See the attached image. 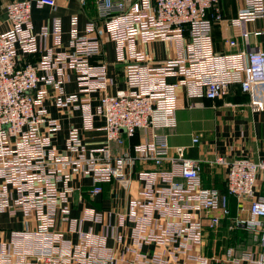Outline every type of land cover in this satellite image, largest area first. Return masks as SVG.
I'll list each match as a JSON object with an SVG mask.
<instances>
[{"label":"built area","instance_id":"built-area-1","mask_svg":"<svg viewBox=\"0 0 264 264\" xmlns=\"http://www.w3.org/2000/svg\"><path fill=\"white\" fill-rule=\"evenodd\" d=\"M220 1L94 0L97 17L82 32L77 18L70 19L68 50H61L60 19L35 32L31 1L5 6L9 28L0 30V214L22 216L25 228L0 243V264H264V196L256 194L258 177L264 180V159L217 157L210 162L225 169L226 192L221 194L202 187L199 160L159 134L176 127L180 91L189 100H215L236 85L252 110H264V50L249 48L250 36L264 38V0H243L230 20L221 16ZM35 4L54 9L56 0ZM211 9L214 14L208 16ZM260 20L261 29L247 30ZM213 25L234 28L248 51L215 53ZM99 26L114 43L116 62L124 64V88L113 95L107 65L92 62L102 52ZM237 39L225 45L233 48ZM154 42L173 44L174 56L155 63L144 51ZM33 56L36 60H29ZM72 75L76 89L67 93ZM47 100L61 112L80 116V128L69 129L63 152L53 144L61 126L49 116ZM96 119L103 123L99 129ZM96 130L104 140L90 147L81 133ZM139 131L142 141L113 154V145H124ZM137 164L153 169L135 173ZM74 176L91 179L92 197L102 193L104 184L129 192L133 177L139 189L123 211L86 207L71 218ZM230 198L236 202L235 216ZM59 221L76 235L75 242L57 229ZM223 223L227 235L221 237L219 253H206V235L216 236ZM237 229L257 235L255 249L229 244V234Z\"/></svg>","mask_w":264,"mask_h":264},{"label":"crops","instance_id":"crops-1","mask_svg":"<svg viewBox=\"0 0 264 264\" xmlns=\"http://www.w3.org/2000/svg\"><path fill=\"white\" fill-rule=\"evenodd\" d=\"M11 1L24 0H0V30L6 31L9 28L7 17L5 14V6ZM32 2L31 18L34 31L38 32L41 27L51 26L52 20L58 18L62 27V47L61 50H68V30L70 19L76 17L78 21L79 31L82 32L86 23L93 21L97 17L94 6V0H85L81 5L78 0H56V7L47 6L38 7L35 2L37 0H29ZM137 0H128L132 3ZM243 6V0H221L218 8L221 16L225 20L236 17L238 10ZM214 14L211 9L208 16ZM101 26V25H100ZM98 32L101 46V56L92 59L93 63L99 61L107 65L108 75L113 81V85L109 88V94H115L118 90L124 88L123 67L124 64H118L115 56L114 43L109 41L103 33L101 27ZM263 27V21H257L247 25L250 32L259 30ZM237 31L227 25L217 26L212 38V46L215 53H238L240 51H248L243 45V41L237 39ZM237 39V46L230 48L225 45L228 39ZM51 43L48 41V46ZM250 49L264 50V38L250 36ZM144 51L153 58L155 63H160L174 56L175 49L173 44L167 42H154L148 44ZM37 56L31 57L29 60H36ZM174 82V79H169ZM76 89L75 78L72 75L69 83L65 85L67 93H72ZM249 99L243 95L238 86L229 87L227 94L215 100L207 99H186L183 92H179L178 105L176 110V127L170 130H160L159 134L168 136V143L172 147H184L185 154L189 158L197 159L201 162L200 179L202 187L215 188L221 194H225V169L219 165H210L217 157L226 160H234L238 158H249L252 161L264 159V110L254 111L248 106ZM46 109L52 119L59 121L61 130L54 136L53 144L59 152L64 150V141L71 127L80 128L81 121L77 112H67L57 110L51 100H47ZM103 126L100 119L95 120V127L99 129ZM144 133L139 131L133 139H126L124 145L112 146L113 154H120L133 144H137L143 140ZM84 142L90 147H98L104 140L103 132L96 130L91 133H81ZM192 139H197L196 143ZM145 169L151 170V165H139L134 168V172ZM72 186L75 193L71 198V218L79 216L80 212L91 207L101 211L110 210L115 206V211H123L126 209L130 198L136 197L139 183L133 177L129 192H125L116 185L106 184L102 193L92 197L89 191L92 187V181L89 177L82 178L74 176ZM120 189V195L115 196V191ZM256 194L264 196V180L258 177ZM231 215H236V202L233 198L229 199ZM225 224L223 227L225 229ZM29 227L33 228V223ZM88 227V226H87ZM25 221L20 215L10 217L0 214V243L9 242L13 232L23 231ZM57 229L60 230L65 239L76 241V235L68 231V226L61 221L57 223ZM94 232H99L100 228L95 226ZM210 234V233H209ZM208 234V235H209ZM206 235L204 240V249L208 253V249L216 240L215 235L212 237ZM245 247V242L242 244ZM247 248V247H245ZM250 249V248H247ZM209 254V253H208Z\"/></svg>","mask_w":264,"mask_h":264},{"label":"rangeland","instance_id":"rangeland-1","mask_svg":"<svg viewBox=\"0 0 264 264\" xmlns=\"http://www.w3.org/2000/svg\"><path fill=\"white\" fill-rule=\"evenodd\" d=\"M116 188H117V186H116ZM119 192H120V189H117L115 191V196L118 197L120 195ZM114 209H115V206L110 208V210H114ZM239 230H241V229H239ZM239 230H238V232H239ZM242 231H243V233L241 235V238H242L243 242H245V247L250 248V249H255L257 246V240H258L257 235L254 232L244 231V230H242ZM226 235H227V233L224 231V227L222 226L219 233L214 238L216 241L213 242V245H211V243H210V246H209V249L207 252L212 253V254L213 253H219V251L221 249V243L224 244V241H225V240L221 241V237H226ZM208 237L211 238L212 236L209 234ZM229 237H231L230 234H229Z\"/></svg>","mask_w":264,"mask_h":264},{"label":"trees","instance_id":"trees-1","mask_svg":"<svg viewBox=\"0 0 264 264\" xmlns=\"http://www.w3.org/2000/svg\"><path fill=\"white\" fill-rule=\"evenodd\" d=\"M216 27H217L216 25H213V26H212V32H211V36H212V38H213L214 31H215ZM135 136H136V134H135L131 139H133ZM133 145H134V144H133ZM133 145H132V146H133ZM105 185H106V184L102 185V188H103ZM110 185H111V184H110ZM225 191H226V190H225ZM238 230H239V229H237V230H235L234 232L230 233L231 237H230V239H229V244L232 245V246H236V247H240V246H242V244L244 243L243 240H242V238H241V235H242L243 231H242V230H239V232H238ZM241 231H242V232H241Z\"/></svg>","mask_w":264,"mask_h":264}]
</instances>
